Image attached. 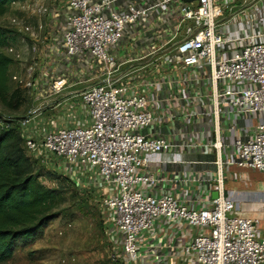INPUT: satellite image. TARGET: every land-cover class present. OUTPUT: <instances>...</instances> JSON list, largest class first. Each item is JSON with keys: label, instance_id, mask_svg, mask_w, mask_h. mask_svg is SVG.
<instances>
[{"label": "built area", "instance_id": "1", "mask_svg": "<svg viewBox=\"0 0 264 264\" xmlns=\"http://www.w3.org/2000/svg\"><path fill=\"white\" fill-rule=\"evenodd\" d=\"M58 23L18 123L34 159L100 194L111 261L264 264L226 189L264 173V0H68Z\"/></svg>", "mask_w": 264, "mask_h": 264}, {"label": "rangeland", "instance_id": "2", "mask_svg": "<svg viewBox=\"0 0 264 264\" xmlns=\"http://www.w3.org/2000/svg\"><path fill=\"white\" fill-rule=\"evenodd\" d=\"M67 4L68 0H17L0 15V25L17 34L16 40L3 48L14 59L10 69L11 84L26 89L29 96L18 112H10L0 104V113L27 114L34 91L31 84L41 73L43 52L49 50L56 37L55 27L59 17H64ZM235 174V179L226 182V189L228 193L238 192L236 198L241 210L231 215L258 219L263 229L264 173L244 169ZM60 180L63 179L50 174L42 178L49 187H56ZM111 218L100 194L93 191L85 196L77 194L75 199L63 204L60 217L33 238L20 239L14 257L0 264H115L110 258L113 249L109 233Z\"/></svg>", "mask_w": 264, "mask_h": 264}, {"label": "trees", "instance_id": "3", "mask_svg": "<svg viewBox=\"0 0 264 264\" xmlns=\"http://www.w3.org/2000/svg\"><path fill=\"white\" fill-rule=\"evenodd\" d=\"M14 1L0 0V15ZM16 35L15 30L0 25V104L10 112H18L29 100L26 89L12 86L14 59L3 50ZM21 117L0 113V263L14 257L20 239L33 238L60 217L64 203L77 194H88L69 177L47 169L29 154L18 123ZM48 174L63 180L49 187L42 181Z\"/></svg>", "mask_w": 264, "mask_h": 264}, {"label": "crops", "instance_id": "4", "mask_svg": "<svg viewBox=\"0 0 264 264\" xmlns=\"http://www.w3.org/2000/svg\"><path fill=\"white\" fill-rule=\"evenodd\" d=\"M153 157H155V158H158V157H160V158H165V159H171V158H173V157H176V156H174L173 154H160V155H157V154H155V155H153ZM184 158H186V159H191V158H193V159H195V158H197V156H196V154H187L186 156H183ZM200 157V156H199ZM201 158H205V156H201ZM197 168H202V166L199 164V165H197L196 166ZM241 171V170H244V169H236V171ZM244 172H242L241 174H243ZM230 180V179H229ZM228 180V181H229ZM232 180V179H231ZM262 181V180H261ZM230 195H233L235 198H236V196L238 195V197H239V194H238V192H236V191H234V190H231L230 191V193H229ZM258 227H259V232H260V235L262 236V237H264V228L262 229V227H260V225L258 224Z\"/></svg>", "mask_w": 264, "mask_h": 264}, {"label": "water", "instance_id": "5", "mask_svg": "<svg viewBox=\"0 0 264 264\" xmlns=\"http://www.w3.org/2000/svg\"><path fill=\"white\" fill-rule=\"evenodd\" d=\"M185 2H191V1H195V0H184ZM218 196V194H217V192H214L213 193V197H217Z\"/></svg>", "mask_w": 264, "mask_h": 264}]
</instances>
